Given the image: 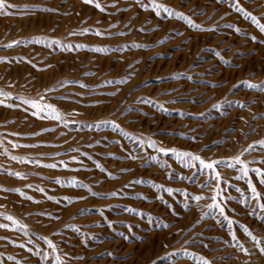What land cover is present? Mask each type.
Returning <instances> with one entry per match:
<instances>
[{
	"label": "rangeland",
	"instance_id": "1",
	"mask_svg": "<svg viewBox=\"0 0 264 264\" xmlns=\"http://www.w3.org/2000/svg\"><path fill=\"white\" fill-rule=\"evenodd\" d=\"M5 5L0 264H264V0ZM160 147L222 161L228 219Z\"/></svg>",
	"mask_w": 264,
	"mask_h": 264
},
{
	"label": "snow or ice",
	"instance_id": "2",
	"mask_svg": "<svg viewBox=\"0 0 264 264\" xmlns=\"http://www.w3.org/2000/svg\"><path fill=\"white\" fill-rule=\"evenodd\" d=\"M86 3H92L93 0H85ZM155 3V0H154ZM5 5V0H0V8H4ZM142 7L144 5H141ZM237 10L238 11H244V9L239 7V0H236V5ZM97 7H101L99 4H97ZM165 10L167 11V8H165ZM169 15H171V13H169ZM181 15H183L181 13ZM248 16H250L253 21H256L258 23V21L256 20V17L252 16L251 13H247ZM190 23L193 24L194 27H200V25L193 23L191 20L189 21ZM259 28L261 31H264V24H259ZM98 35H101L102 33H97ZM252 39H256L255 36L252 37ZM18 43V41H12L9 45H6L7 47H11L13 44ZM79 47V46H78ZM0 59H5V58H0ZM248 87L249 88H258L261 87V85L258 84H254V83H248ZM47 91H52V89H48ZM0 94H5L2 91H0ZM41 99H43V97H41ZM0 103H3V101H0ZM25 103H31L32 106L34 108H39V109H50L52 111V113L56 116L57 119H60L61 117L59 116L57 110L55 109V107L53 105L47 104V105H42L40 104L38 101H31V100H25ZM9 107H11L12 105H8ZM213 107H217V105H213ZM34 115H39L38 112H34ZM261 144H264V141H260ZM151 147L156 148V144L154 141L150 142ZM253 147V145H249L248 148L244 149V152L249 151V149H251ZM160 152L164 153L165 155H167L168 153H173L177 156V158H183V157H188V166L189 167H193V168H198L199 171L201 172H206L207 173V177H206V181L204 183V187H209L210 185L212 186V191L215 192V195L211 196L210 199L212 200V203L208 205L209 208L218 211L219 215L223 216L225 219H228V217L226 216L225 213V206L224 204L217 199V197H219L220 195H222L223 193V189L220 187V182L222 179L221 173L220 171L217 170L218 165L220 163H222L221 160H205L204 158H202L199 155H195L193 153H189V152H178L176 149L174 148H164V147H160L158 149ZM241 155H243V153H241ZM15 159V157H14ZM231 159H234L236 161V163L241 164L242 168H241V172L243 173L244 176H247L248 173L251 171L253 173L258 174L259 176L262 177V179L260 180V183L264 184V168H249V163L251 162H246L241 160L240 156H235L232 157ZM198 162V164H197ZM51 167H55V165H50ZM229 167H232L233 165L229 164L227 165ZM16 175H20V173H16ZM213 181H215V184L213 185ZM250 184V188H251V195L254 199H256L257 201L260 200L261 198V192L257 190L255 184H252L251 181H249ZM40 191H43V189H40ZM169 191H172L171 189H169ZM23 194V193H21ZM204 197L202 196H196L195 199L196 200H201ZM259 207L264 209V203H260ZM127 211H132L135 212L136 209L134 208H129L126 209ZM9 220H13L14 218L9 216L8 217ZM229 223H231V221L229 220ZM3 227H7V225H3ZM249 235H251V232H249ZM253 239H256V237H253ZM51 243V242H49ZM53 248H55L56 246L54 244L51 245ZM182 251H187L186 249H181ZM244 251H247V249H243ZM261 252H264V247L260 248ZM57 261L60 262V257L57 256L56 257ZM60 264H62V262H60ZM204 264H211L210 261H208L207 259L204 260Z\"/></svg>",
	"mask_w": 264,
	"mask_h": 264
}]
</instances>
